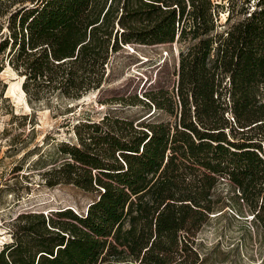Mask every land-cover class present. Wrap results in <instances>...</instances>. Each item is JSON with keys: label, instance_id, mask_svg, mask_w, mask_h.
<instances>
[{"label": "trees", "instance_id": "1", "mask_svg": "<svg viewBox=\"0 0 264 264\" xmlns=\"http://www.w3.org/2000/svg\"><path fill=\"white\" fill-rule=\"evenodd\" d=\"M2 18L0 55L33 109L99 93L126 47L174 45L177 62L171 87L119 100L145 116L72 125L42 177L90 202L20 213L0 264H204L223 185L264 235V0H0Z\"/></svg>", "mask_w": 264, "mask_h": 264}, {"label": "rangeland", "instance_id": "2", "mask_svg": "<svg viewBox=\"0 0 264 264\" xmlns=\"http://www.w3.org/2000/svg\"><path fill=\"white\" fill-rule=\"evenodd\" d=\"M5 21L0 19L3 30ZM176 49L174 45L123 48L111 62L113 80L99 93L91 92L79 101L53 98L51 105L34 109L14 86L20 77L7 65L6 55H0V249L12 241V224L20 213L85 210L89 195L68 185L44 184L43 174L64 161L57 145L75 143L72 125L77 122L99 121L111 112L134 121L145 116L147 110L141 106L118 104L119 100L141 98L158 81L171 87L176 80ZM11 83L13 93H8ZM221 191V197L234 205L224 185ZM231 205L211 215L197 235L204 264H264V235L250 214L241 217Z\"/></svg>", "mask_w": 264, "mask_h": 264}, {"label": "bare ground", "instance_id": "3", "mask_svg": "<svg viewBox=\"0 0 264 264\" xmlns=\"http://www.w3.org/2000/svg\"><path fill=\"white\" fill-rule=\"evenodd\" d=\"M18 79V78H17ZM23 79H20L19 78V81L17 82V84L16 85H14V86H16L17 88H18V90H19V93L22 95V96H25V93L23 92V90H22V88H21V86H22V81ZM13 93V83H11L10 84V86H9V89H8V93Z\"/></svg>", "mask_w": 264, "mask_h": 264}]
</instances>
